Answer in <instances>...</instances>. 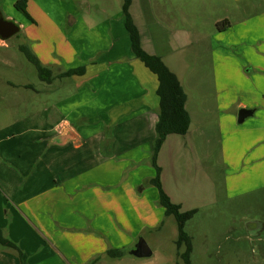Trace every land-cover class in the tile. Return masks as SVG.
<instances>
[{"label":"rangeland","instance_id":"obj_1","mask_svg":"<svg viewBox=\"0 0 264 264\" xmlns=\"http://www.w3.org/2000/svg\"><path fill=\"white\" fill-rule=\"evenodd\" d=\"M103 1H107V13L91 7ZM121 1L27 0V18L14 5L16 0H0L1 14L19 26L15 34L0 38V148L15 149L14 175L19 184L14 194L25 190L36 201L30 215L14 208L17 240L10 239L22 254L16 249L10 254L19 264H79L87 239L100 241L107 222L120 227L118 209L111 205L117 202V192L130 208L160 211L157 220L154 213L145 211L153 223L143 225L132 236L131 244L142 237L152 254L133 256L128 253L131 247L124 246L119 248L125 255L122 262L106 251L81 264H174L176 259V222L171 215L163 219L157 189L147 174L152 170L150 153L143 147L123 152L117 137L110 151L102 139L95 143L98 149L90 142L43 153V129L51 128L58 115L45 119L34 114L57 103L70 84L44 92L35 65L19 50V45H25L33 52L30 46L37 47L39 37L55 43L57 33L48 18L62 19V35H66L74 29L66 25L69 16L86 11L85 3L101 19L103 14L121 15ZM137 1L136 8H140ZM145 1L147 17L133 9L137 23L145 34L153 32L154 52L178 76L191 115L189 130L167 135L157 156L161 183L171 200L180 203L182 210L196 208L184 225L192 241L190 262L264 264V0ZM65 45L61 42L58 46ZM53 49L45 57L66 58ZM3 79L17 82L15 91ZM24 83L29 85L24 87ZM239 103L255 111L237 124ZM8 113L12 115H4ZM74 124L82 122L77 119ZM103 133V138L112 134L106 128ZM22 145L29 150L22 152L18 148ZM23 156L29 161L26 169L18 162ZM107 156L122 164L119 179L113 183H107L109 174L115 176L107 167ZM140 173L144 177H139ZM135 177L138 181L130 186L128 181ZM83 196L86 198L81 200ZM6 215L8 220L10 214ZM1 229L10 237L6 227ZM182 250L183 246L177 248V252ZM177 264H184L179 256Z\"/></svg>","mask_w":264,"mask_h":264},{"label":"crops","instance_id":"obj_2","mask_svg":"<svg viewBox=\"0 0 264 264\" xmlns=\"http://www.w3.org/2000/svg\"><path fill=\"white\" fill-rule=\"evenodd\" d=\"M137 2L140 8H136V0H131L129 6L130 14L139 30L142 47L148 52L155 53L154 51L156 50H154L153 47V32L148 30L145 34L144 30H141L139 23H137L136 15L133 12V9L136 8L137 10L135 11L147 17L146 1L139 0ZM85 4L88 5V7L90 6L87 3ZM88 7H85L86 11L83 10L84 12L79 10V15H70L73 21L71 24L66 23V25L72 26V28L74 26V29L69 30L66 35H62L64 34V23L62 19L57 20L53 17L48 18L51 29L57 33L55 43H49L48 37L46 36L47 38L44 37L46 38L45 40L42 37L38 38L39 44L37 47L35 44H31L30 46L33 51L32 53L35 56L36 54L38 55L37 59L40 65L49 69L51 75H53L52 79L48 81L40 78L37 73L39 87H41L44 92H50V88L51 90H60L70 84L69 90L60 94L57 103L52 104L50 107L47 106L45 109L34 114L39 115V117L43 116L45 119L48 115H58L51 128L43 129L44 134L40 138V142L43 145L42 152L46 153L52 149L63 150L71 145H74V148H79L90 142L93 148L98 149L95 143L100 142L102 139L105 140H103V142L104 146H107V151H110L117 137L118 142L121 144L119 146L123 152H134L138 151L140 147H143L150 153L155 137L154 126L157 121L158 112V96L155 92L158 83L157 77L132 53L129 36L123 22L122 12L121 15H119L120 13H116V16L111 17H107V14H103V18L99 19L92 14L93 11L89 10ZM91 7L94 10H103L105 13H107L109 9V7H107V1L94 2V5ZM153 22V20H148L149 24ZM61 42L62 45H66L59 47L58 45H61ZM52 47H54L53 51L59 54L62 53L66 58H64V56H61L60 60L48 58V51ZM37 51L39 53H37ZM156 54L159 53L156 52ZM46 55L48 56L45 57ZM81 65L84 67L82 74L60 76V73L64 70ZM14 68L15 67H11L12 70ZM2 82H5L8 88L15 91L17 82L12 79H3ZM23 85L26 87L29 84L24 83ZM12 99L13 98H11V100ZM239 105L245 106L244 103H239ZM4 115L12 114L8 113ZM30 118L34 119L36 117L31 116ZM77 119L81 120L82 125L79 124L76 126L74 124ZM100 120L103 121L102 124L97 122ZM62 126L68 127L75 135L76 140L65 147L46 148L43 138L55 134ZM105 128L107 130L110 129L112 134L107 133V137L103 138V130ZM18 148L22 152L29 150V146L22 145ZM14 154V148L5 146L0 148V227H6L5 230L10 236L9 238L16 241L17 237L13 234V231H15L14 227L17 222V212L14 208H17L21 213L30 215V211L34 209L36 201H32L31 195H28L25 190H20L17 193L18 195L14 194V187L19 184L14 175L15 168H17L15 166L17 164V159H15L16 157ZM18 162L22 169L28 167L29 161H26V156H23ZM107 167L110 171L115 172L114 177L111 175V178L110 174L107 177V183H113L115 180L119 179L122 164L120 161L114 162L110 156H107ZM152 170H148V177L153 175ZM142 176L143 173H140L139 177ZM137 181L138 178L135 177L128 182L131 186ZM36 183H38V180ZM116 195L117 202L111 205L118 209L116 214L119 215L116 218L119 221L120 227H115L112 221L111 223L107 222V228H103L104 236L100 241L93 238L87 239L84 244H82L84 250L80 251L82 256L81 260L78 261L79 264L83 263L91 255L93 256L99 252L104 253L111 248L119 249L120 247L129 246L132 249L134 246V244H131L132 236H134L143 225L153 223L149 222L150 219L146 218L148 215L144 214L145 211L152 212L151 207H148L145 211L138 208V206L130 208L131 205L124 201L123 195L120 192H117ZM130 196L134 200L135 195L130 193ZM6 197L12 199L14 204L10 205ZM85 198L86 197L83 196L81 200ZM5 206L8 210H6V208L3 210ZM10 206H12L13 209H10ZM137 209L141 211L138 212ZM6 212L10 214L8 220L5 218L8 216ZM161 212L164 214L163 208ZM153 213L156 220L161 216L159 210H154L152 214ZM167 216L169 215H165L163 219L165 220ZM11 249L12 248H0V264H19V262L13 258V255L10 254L12 251ZM66 254H68V252H66ZM122 254L117 257L121 262L125 256ZM174 254L176 258L174 264H177V248ZM121 262L117 264H121ZM101 264H109V262L106 263L103 261ZM137 264L147 263L140 261Z\"/></svg>","mask_w":264,"mask_h":264},{"label":"trees","instance_id":"obj_3","mask_svg":"<svg viewBox=\"0 0 264 264\" xmlns=\"http://www.w3.org/2000/svg\"><path fill=\"white\" fill-rule=\"evenodd\" d=\"M131 0H123L121 4V12L125 29L129 36L130 48L136 58H138L151 72L157 77L156 94L158 96V112L157 121L154 126L155 137L153 139L152 149L150 152V164L153 168V175L150 182L157 189L158 203L164 209V215H172L176 222L177 237L175 240L176 247L183 246L181 252L177 255L184 264H191L190 253L192 251L191 237L184 229L185 222L194 214L196 208L186 210L181 209V204L173 202L170 196L163 189L160 172L161 168L157 163V156L161 145L169 134H185L190 126V115L185 108L186 92L174 71H172L162 60L161 56L156 53L146 51L140 40V33L133 21L129 11ZM14 5L21 10L27 18H30L25 6L26 0H16ZM26 58L31 61L40 78L50 81L53 77L51 71L40 65L36 56L30 51L29 47L19 45ZM84 67H72L60 73V76H69L73 74H82ZM16 249L19 256L22 252L19 247L6 235L0 228V248ZM122 250L118 248L108 249L107 254L111 257H118L122 254Z\"/></svg>","mask_w":264,"mask_h":264},{"label":"water","instance_id":"obj_4","mask_svg":"<svg viewBox=\"0 0 264 264\" xmlns=\"http://www.w3.org/2000/svg\"><path fill=\"white\" fill-rule=\"evenodd\" d=\"M68 23L71 24L73 18L69 16ZM19 30V26L12 20L6 19L0 15V38L6 39L11 35L15 34ZM255 111V108L252 107H245L240 106L237 109L236 113V122L237 124L242 123L245 119L252 116ZM43 140L45 141L46 148L50 147H65L71 142L76 140L75 135L71 132V130L66 127L62 126L58 132L53 135L44 137ZM131 254L137 257H146L150 256L152 251L147 244V242L140 237L136 243L134 244L133 248L129 251Z\"/></svg>","mask_w":264,"mask_h":264},{"label":"flooded vegetation","instance_id":"obj_5","mask_svg":"<svg viewBox=\"0 0 264 264\" xmlns=\"http://www.w3.org/2000/svg\"><path fill=\"white\" fill-rule=\"evenodd\" d=\"M0 15L3 16V15L1 14V12H0ZM3 17L6 18L5 16H3ZM6 19H7V18H6Z\"/></svg>","mask_w":264,"mask_h":264}]
</instances>
